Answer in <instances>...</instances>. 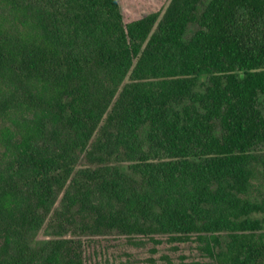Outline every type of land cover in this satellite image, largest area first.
<instances>
[{
  "label": "trees",
  "instance_id": "obj_1",
  "mask_svg": "<svg viewBox=\"0 0 264 264\" xmlns=\"http://www.w3.org/2000/svg\"><path fill=\"white\" fill-rule=\"evenodd\" d=\"M1 5L0 264L113 233L264 264V0Z\"/></svg>",
  "mask_w": 264,
  "mask_h": 264
},
{
  "label": "rangeland",
  "instance_id": "obj_2",
  "mask_svg": "<svg viewBox=\"0 0 264 264\" xmlns=\"http://www.w3.org/2000/svg\"><path fill=\"white\" fill-rule=\"evenodd\" d=\"M128 17L132 19L167 4V0H121ZM18 10L10 5L0 6V18L12 23L20 17ZM18 23V22H17ZM45 239V230L38 236ZM155 245L148 237H127L116 233L98 238L86 239L89 245L87 264H211L197 248L196 243L172 244L167 238Z\"/></svg>",
  "mask_w": 264,
  "mask_h": 264
}]
</instances>
